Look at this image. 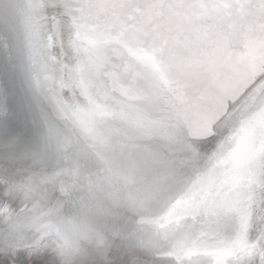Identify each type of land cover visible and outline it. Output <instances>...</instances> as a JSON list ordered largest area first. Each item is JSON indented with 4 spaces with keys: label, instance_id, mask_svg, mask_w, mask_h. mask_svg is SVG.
<instances>
[{
    "label": "snow or ice",
    "instance_id": "6c2138e0",
    "mask_svg": "<svg viewBox=\"0 0 264 264\" xmlns=\"http://www.w3.org/2000/svg\"><path fill=\"white\" fill-rule=\"evenodd\" d=\"M0 264H264V0H0Z\"/></svg>",
    "mask_w": 264,
    "mask_h": 264
}]
</instances>
